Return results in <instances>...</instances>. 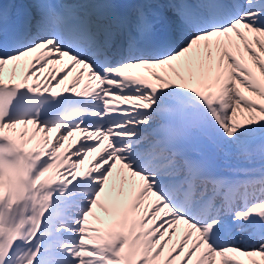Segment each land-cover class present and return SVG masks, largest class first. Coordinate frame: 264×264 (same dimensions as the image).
<instances>
[{
	"label": "snow or ice",
	"instance_id": "snow-or-ice-1",
	"mask_svg": "<svg viewBox=\"0 0 264 264\" xmlns=\"http://www.w3.org/2000/svg\"><path fill=\"white\" fill-rule=\"evenodd\" d=\"M0 264H264V0H0Z\"/></svg>",
	"mask_w": 264,
	"mask_h": 264
},
{
	"label": "bare ground",
	"instance_id": "bare-ground-1",
	"mask_svg": "<svg viewBox=\"0 0 264 264\" xmlns=\"http://www.w3.org/2000/svg\"><path fill=\"white\" fill-rule=\"evenodd\" d=\"M5 1H6V0H5ZM17 1H18V0H17ZM31 59H32V58L29 57V58H25V60L21 61L20 63H21V65H22V67H23V68H27V67H28V64H29V61H30ZM63 67H65V64H60V63H59V64H50V65H47L43 70H41L40 72L37 73V77L39 78V82L43 83L44 78H45V77H48L49 74H53V75H55V74H57V73H60V70H61V68H63ZM12 68H13L12 65H6V66H5V74H6V75L10 74L11 71H12ZM19 73H20V69H17V79H19ZM28 82H29V83H32L33 80L30 78ZM72 82H73V81H72ZM72 82H71V83H72ZM71 83H70V84H71ZM79 87H80V86L77 85L75 90H77ZM63 88H65V85H64V84L60 85V89H63ZM60 89H58V90H60ZM77 91H80V90H77ZM242 115H243V114H238L237 119H241ZM74 142H75L74 137L70 138L69 141L65 142V148L69 147V146H70L71 144H73ZM86 163H87V162L85 161V165H86ZM180 231L182 232V228L180 229ZM174 242H175V241H174ZM254 259H258V258H254Z\"/></svg>",
	"mask_w": 264,
	"mask_h": 264
}]
</instances>
